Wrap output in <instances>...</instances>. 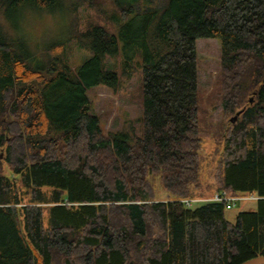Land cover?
Returning <instances> with one entry per match:
<instances>
[{"label":"trees","instance_id":"1","mask_svg":"<svg viewBox=\"0 0 264 264\" xmlns=\"http://www.w3.org/2000/svg\"><path fill=\"white\" fill-rule=\"evenodd\" d=\"M112 1L116 19L145 23L141 136L105 132L93 113L88 90L120 86L104 68L119 51L109 29L73 30L69 41L93 54L74 69L67 42L41 49L20 25L26 12L59 11L65 0H0V264H242L264 256V199L235 223L224 203L181 202L223 191L264 197V0ZM94 4L79 0L76 22L79 7ZM12 9L8 25L1 14ZM198 39L221 45L225 117L244 109L223 148L206 157ZM157 180L168 198H157Z\"/></svg>","mask_w":264,"mask_h":264},{"label":"rangeland","instance_id":"2","mask_svg":"<svg viewBox=\"0 0 264 264\" xmlns=\"http://www.w3.org/2000/svg\"><path fill=\"white\" fill-rule=\"evenodd\" d=\"M79 0H65L59 11L51 13L26 12L21 19L23 34L31 42H40L42 49L56 41L67 42V54L70 65L74 69L80 68L92 57L90 50L82 49L76 40H70L74 29L85 30L93 26H102L118 38L119 51L115 56H106L104 68L113 70L119 76L120 86L117 91L106 86H95L88 90V96L93 103L94 114L98 115L100 126L105 132L125 130L136 136H141L142 128L140 118L143 112V49L140 45L141 34L145 29V23L137 20L131 24L126 20L116 19L117 9L112 0H96L93 6L79 7L78 22L71 10ZM17 11L12 9L8 13L2 12V21L8 25L13 24ZM127 28L125 38L120 37L123 27ZM135 39L134 48L126 47V40ZM198 59V126L204 145L201 154L206 157L216 149L223 148V134L229 126L237 124L238 119L232 123L231 119L244 109L226 118L223 112V102L220 91L221 45L216 39L197 40ZM253 96L249 103H253ZM4 158V152H0V160ZM156 193L158 199L168 198L161 182L156 181ZM220 193V192H218ZM217 194V193H215ZM214 194V195H215ZM213 195V196H214ZM209 197H193L210 199ZM201 204H194L197 208ZM258 209V201L249 200L239 202L235 207L226 209L225 217L235 223L236 217L242 212H254ZM153 225V233L156 234Z\"/></svg>","mask_w":264,"mask_h":264},{"label":"built area","instance_id":"3","mask_svg":"<svg viewBox=\"0 0 264 264\" xmlns=\"http://www.w3.org/2000/svg\"><path fill=\"white\" fill-rule=\"evenodd\" d=\"M263 199L264 197L258 196L256 194H242L237 196H230L229 194L223 191L215 194L213 198L210 199H204V198L184 199L181 202L182 204H184L186 208H192L194 204L213 201V202L224 203L226 205V208L230 209L232 207H235L239 202L242 201H249V200L259 201Z\"/></svg>","mask_w":264,"mask_h":264},{"label":"water","instance_id":"4","mask_svg":"<svg viewBox=\"0 0 264 264\" xmlns=\"http://www.w3.org/2000/svg\"><path fill=\"white\" fill-rule=\"evenodd\" d=\"M241 113H242V111L238 112L236 114V116L231 119V122L234 123L238 119V116ZM154 230H155L156 234L160 233L158 228H157V226L154 227ZM242 264H264V256H258V257L252 258L250 260H247V261L243 262Z\"/></svg>","mask_w":264,"mask_h":264}]
</instances>
